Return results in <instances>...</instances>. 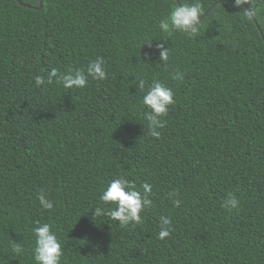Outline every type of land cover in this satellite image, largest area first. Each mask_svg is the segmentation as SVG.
Instances as JSON below:
<instances>
[{
    "label": "trees",
    "instance_id": "1",
    "mask_svg": "<svg viewBox=\"0 0 264 264\" xmlns=\"http://www.w3.org/2000/svg\"><path fill=\"white\" fill-rule=\"evenodd\" d=\"M40 1L0 0V264H37L43 223L60 264H264V0H179L201 7L195 35L160 30L177 0ZM98 57L104 80L35 84ZM153 80L175 100L159 138L143 104ZM119 177L152 186L138 224L92 217L116 207L100 195Z\"/></svg>",
    "mask_w": 264,
    "mask_h": 264
},
{
    "label": "clouds",
    "instance_id": "2",
    "mask_svg": "<svg viewBox=\"0 0 264 264\" xmlns=\"http://www.w3.org/2000/svg\"><path fill=\"white\" fill-rule=\"evenodd\" d=\"M239 5L241 0H236ZM201 18V7L199 3L193 4H177L169 13L166 19H162L159 23V28L165 33L173 30L180 31L189 35H195L198 32V25ZM149 47L151 44H148ZM159 51V61L166 66L169 59L168 49L165 43H158L156 45ZM147 56V54H145ZM88 77L94 80H104L107 78V73L104 67V60L98 57L95 61L89 63L86 74L80 71L67 74H60L58 70L52 68L47 73V78L42 75L35 77V84L37 86L45 83L51 84L54 79L61 83L66 89H80L84 88ZM182 73H176L173 79H182ZM138 87L143 89L145 81L140 80ZM175 103L174 93L171 88L167 87L160 81L153 80L148 88V91L143 97V104L148 111L145 113V118L148 121L149 134L152 137L159 138L161 135L159 129L164 127V122L161 117L168 112L169 106ZM151 185L143 183L141 185L142 191L138 190L136 186L124 177H119L111 180L107 187L100 195V201L104 204H115V208L105 209L103 207H96L92 212L93 219L101 216H109L117 221L120 226H127L131 223H140V213L152 206V200L149 198L151 193ZM40 205L47 210L53 209V202L46 198L45 194L41 192L38 195ZM179 205V201H174ZM239 206V201L234 195H229L222 207L228 209H235ZM171 232V220L167 217L160 218V230L158 232V239H165ZM36 237V246L34 248V260L37 264H60L61 256L63 255L61 243L57 235L51 230L47 223L40 224L34 229ZM12 251L19 255L23 249L19 243L12 245Z\"/></svg>",
    "mask_w": 264,
    "mask_h": 264
},
{
    "label": "water",
    "instance_id": "3",
    "mask_svg": "<svg viewBox=\"0 0 264 264\" xmlns=\"http://www.w3.org/2000/svg\"><path fill=\"white\" fill-rule=\"evenodd\" d=\"M178 1V4H180V1L179 0H177ZM23 4V3H22ZM24 6H26V7H30V5H26V4H23ZM43 7V0H41L40 1V8L39 9H41ZM202 20V19H201ZM200 20V21H201Z\"/></svg>",
    "mask_w": 264,
    "mask_h": 264
}]
</instances>
